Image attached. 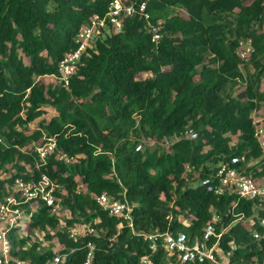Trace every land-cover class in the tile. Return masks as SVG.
<instances>
[{"label": "trees", "instance_id": "16d2710c", "mask_svg": "<svg viewBox=\"0 0 264 264\" xmlns=\"http://www.w3.org/2000/svg\"><path fill=\"white\" fill-rule=\"evenodd\" d=\"M112 1L0 0V202L17 176L45 173L67 210L61 218L41 205L14 227L12 256L48 264L65 254L63 264H84L92 241L93 264H142L148 254L168 264L143 234L199 236L216 213L220 247L235 246L230 263L264 264L263 200L202 184L242 155L256 161L247 174L264 177L253 125L264 102V0H130L145 1L149 17L138 11L123 17L121 31L99 34L68 86L44 80ZM248 39L255 50L246 60L238 49ZM188 125L197 137L182 134ZM48 138L57 148L42 160L33 144ZM59 150L73 160H59ZM102 192L130 203L132 226L99 205ZM76 224L94 232L71 238L67 227Z\"/></svg>", "mask_w": 264, "mask_h": 264}, {"label": "built area", "instance_id": "2783aa9c", "mask_svg": "<svg viewBox=\"0 0 264 264\" xmlns=\"http://www.w3.org/2000/svg\"><path fill=\"white\" fill-rule=\"evenodd\" d=\"M146 6L145 1L137 7L130 0H113L106 13L94 14L89 22L79 29L75 36L76 49L67 51L58 65L57 74L48 77H55L60 84L68 86L71 77L77 71L83 53L89 48L93 40L95 43L97 39L95 37L103 32H110L111 29L117 32L121 31L124 16H134L139 11L140 14L148 18L149 14L146 12ZM157 30L158 27H155L154 31L156 33L153 40L160 37ZM254 50L252 40L248 39L241 41L238 54L242 59L248 60ZM253 125L256 128V137L264 155V124L253 117ZM182 134L189 138L197 137V133L189 125ZM33 146L40 159L46 160L48 155L57 148V142L55 138H48L46 142L34 143ZM58 159L71 162L73 157L59 150ZM255 162L247 161L245 155L234 156L230 161L221 162L211 176L202 180V184L217 195H223L231 191V193H236L239 199H260L264 202V177L255 178L246 172V167ZM187 168L189 171L191 170V167L187 166ZM10 188L12 192L0 202V264H32L29 260L12 256L11 231L14 227L22 223L26 224L31 220L41 205L47 206L51 214L60 216L63 205L61 199L56 195L59 183L48 174L43 173L37 179H25L22 176H17L10 184ZM77 190L80 191V186L77 187ZM96 201L101 207L107 209L110 214L123 217L129 221V225H133L132 207L127 200L115 199L108 192H102L96 196ZM219 219V214H213L212 222L203 228L199 236H190L186 232L175 231L171 228L156 230L143 235L149 241L152 252L162 249L167 254L168 264L205 262L209 264H231L230 256L235 246L232 245L228 251L220 247L219 239L222 232L218 233L215 225V222ZM240 219H242V216L238 218V220ZM248 220L253 222V217ZM261 223L264 224V218L261 219ZM59 227L63 229L65 225L62 223ZM87 230L94 232V229L86 224L67 227V232L71 238H78L84 235ZM254 236L259 238L260 233L255 232ZM214 237H216L215 241H213ZM87 248L88 252L84 264H93L95 244L89 241ZM65 257V254L56 255L48 264H63ZM142 264H152L151 255H145Z\"/></svg>", "mask_w": 264, "mask_h": 264}, {"label": "rangeland", "instance_id": "374dc122", "mask_svg": "<svg viewBox=\"0 0 264 264\" xmlns=\"http://www.w3.org/2000/svg\"><path fill=\"white\" fill-rule=\"evenodd\" d=\"M98 37V36H97ZM95 37V38H97ZM94 45V40L90 43L89 48H91ZM44 80H46L47 82H52L53 84H59V82L56 80L55 77H45ZM262 90L264 91V78H263V82H262ZM47 108V113L48 116H51L52 114H54V109L51 106H46ZM253 116L255 119L262 121V123L264 124V102L262 103V106L259 110H255L253 112ZM67 216V210L65 208H63V210L61 211L60 217L61 218H65ZM245 221H250V220H245ZM43 235V233L41 234V236Z\"/></svg>", "mask_w": 264, "mask_h": 264}]
</instances>
